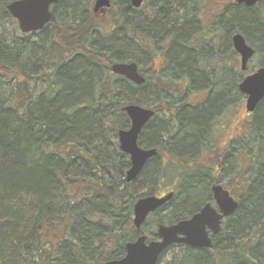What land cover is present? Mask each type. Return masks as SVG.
<instances>
[{"label": "trees", "instance_id": "16d2710c", "mask_svg": "<svg viewBox=\"0 0 264 264\" xmlns=\"http://www.w3.org/2000/svg\"><path fill=\"white\" fill-rule=\"evenodd\" d=\"M10 1L0 0V24L15 21L6 9ZM214 1L143 0L136 8L130 0H110L99 17L94 0H58L51 21L32 33L19 30L21 41L0 32V264L121 258L125 244L143 234L144 224L137 230L132 222L139 198L176 187L159 209L175 206L172 216L155 226L172 224L205 202L217 172L222 180L229 176L225 185L233 184L237 209L223 219L210 248L170 245L156 264H264V97L251 120L243 117L238 152L227 150L216 169L202 137L213 103L205 111L183 109V132L173 133V92L159 84L172 80L170 66L182 49L189 51L183 64L207 77L193 39L203 30L198 14ZM220 1L207 31L224 34L211 43H222L215 48L225 50L224 72L238 81L246 73L237 69L231 36L243 34L264 64V0L253 6ZM203 40L200 49L212 52ZM160 50L167 52V65L157 76L150 70L146 81L152 84H135L110 70L115 62H135L140 72L142 54L150 65ZM161 103L167 115L154 114L138 136L139 146L158 152L126 181L130 161L117 138L129 127L122 108L136 104L157 112ZM173 247L177 252L166 259Z\"/></svg>", "mask_w": 264, "mask_h": 264}, {"label": "water", "instance_id": "95a60500", "mask_svg": "<svg viewBox=\"0 0 264 264\" xmlns=\"http://www.w3.org/2000/svg\"><path fill=\"white\" fill-rule=\"evenodd\" d=\"M58 0H12L6 6L9 14L17 20L21 32L36 31L44 27L51 18V6ZM238 4L253 6L259 0H234ZM143 0H130L133 7H140ZM111 5L110 0H94L93 11L105 12ZM233 49L240 56V69L246 70L248 61L255 54V49L247 43L243 34L237 32L231 36ZM111 72L124 76L135 84L144 80L135 62H115L110 66ZM239 89L246 95L245 110L253 112L264 97V65L247 74L239 83ZM122 110L130 120L127 129L117 133L119 149L129 155L130 166L126 171V181L135 179L149 158L157 154L155 148L145 149L139 146L138 136L142 127L153 117L154 110L136 104H127ZM217 203V211L206 203L199 212L189 218L172 224H159L156 233L158 239L148 240L140 234L133 241L125 244V254L118 259H110L103 264H156L160 255L175 243L191 247L212 246V239L207 229L213 234L221 230L222 220L232 214L238 207V201L221 185L211 187ZM174 196L173 191L163 195H148L139 198L133 205L132 222L137 230L141 228L147 216L156 211Z\"/></svg>", "mask_w": 264, "mask_h": 264}, {"label": "flooded vegetation", "instance_id": "af4514ba", "mask_svg": "<svg viewBox=\"0 0 264 264\" xmlns=\"http://www.w3.org/2000/svg\"><path fill=\"white\" fill-rule=\"evenodd\" d=\"M54 5L55 4H53L50 8L52 12V16H53ZM104 13L105 12L101 13L100 11H97L96 15H101ZM30 32L32 33L34 31H30ZM215 37L219 38L218 40L220 39L222 40L224 38V34H218ZM218 44L222 45V43L220 42H218ZM180 52L182 53L181 55L183 57L178 54L179 51L177 53L174 52L175 53L174 58H173L174 62L170 66L172 80L165 81V82L159 81V84L161 86H167V88H170L169 90L171 91H168V92H173V94L171 95V98L169 99L173 101V105L170 108V111H171L170 113L172 114V117H173L172 120L174 122V129L172 131L173 133H179V134L183 132V129H182V122L184 121V118H183L184 114L182 113L183 109L186 108L185 114L188 111L189 112H195L197 110L205 111L207 110V107L209 105H210L209 108H211L212 103H213V107L214 106L215 107L214 109L211 110V112H208V116L206 118L207 128L204 131V135L202 137L204 138V142L207 144V147L204 149V151H206L208 148L212 149V150H207V151L212 152V158L214 159V162L216 164L215 167L216 169H219L220 161L224 158L225 152L227 150H230L231 148H233L235 151L234 154L236 155V151L239 148L238 145L240 144L243 117L253 115L254 111L247 112L244 108V113H243L241 110L242 101H243L242 95L244 99L246 98V95L240 91L239 86H238L242 79L238 81L236 80L226 81L225 80V72H224L225 71V50L224 48L218 49V53L216 51H212V52L206 51V52H201L199 54H196L197 63L204 62L205 64L208 63L209 66H212V69L210 70L211 72L207 74V77H202L204 78L203 81L191 79L193 75L195 76L200 75V71H198V74L197 73L193 74L189 70L190 64H183V63H187L189 60V58H187L189 51L182 49ZM166 53H167L166 50L165 51L160 50L159 54H161L162 57L159 54L158 55L156 54L153 57L154 59L157 56L161 57L162 61L158 62L157 67H151L152 62H155L153 58L150 61V65L144 64L145 54L144 53L142 54L144 61L139 66V69H140L139 73L142 75L144 80L141 84H145L146 82H148L149 84L153 83L150 80L146 81L147 75L150 72V70L152 73H155L156 76L157 74L160 75L161 71L163 70V66L165 67V65H167ZM234 55H236V58L240 61L239 54L234 51ZM260 65H264V64L260 63ZM160 105H161L160 108H158L157 112L154 111V114H156L158 117L167 115V112L169 111L165 109L164 107L165 104L161 103ZM218 131H221V132L218 133ZM213 134H216L215 139H213L212 137ZM217 175H218V172L213 177V180L209 187V192H208L209 196L205 199V202L198 208V210H196V212H194L193 214L199 212L206 203H209L217 211H219L217 203L213 197V193L211 190V187L213 185H218V184L221 185L224 189L228 190L231 196H233L230 188H227L226 185L223 184V182L221 181L222 179L218 177ZM172 191L174 192V194L176 193L175 190H172ZM233 197L237 200L236 196H233ZM161 207H159L156 211H158ZM156 211H154V213ZM192 215L188 216L187 218L191 217ZM222 222H221V227H222ZM207 231L209 233V236L212 239V236L214 234L209 229H207ZM219 232L220 230L217 233ZM175 244L178 245L179 243H175ZM175 244H171V245H175ZM179 245L185 246L186 244H179Z\"/></svg>", "mask_w": 264, "mask_h": 264}, {"label": "rangeland", "instance_id": "374dc122", "mask_svg": "<svg viewBox=\"0 0 264 264\" xmlns=\"http://www.w3.org/2000/svg\"><path fill=\"white\" fill-rule=\"evenodd\" d=\"M220 4H221V1L220 0H216V1H214V3L209 4V8L208 7L206 9L204 8L203 12L200 13V14H198V18L204 24H202V26H203L202 32L200 31L198 33L199 35L196 38L193 39L194 42L198 46V48H196V49L193 50V51H195V55L196 54H199L201 52H206L208 50V48H205V49L201 50L200 49L201 47H199V44H202L203 41H204L203 38L205 39V41L209 42L210 47L213 46L210 49L211 51H216L217 50L215 47L218 46V42L213 41V43H211L212 42V38H214L218 34H223V33L220 32V31H219L220 33L214 32V31H207V29H208L209 24L211 22H216V15L218 14V9L220 7ZM99 17H100V15H99ZM15 21L8 20V21H4L3 23H1L0 24V32H2V33L4 32V33L10 35L11 37H13L15 39H19V41H21V39H20V37H21L20 35L21 34H20V31H19L17 22H15ZM25 38H27V37H25ZM203 47H205V46H203ZM185 50H187V49H185ZM156 54L158 55L159 52H157ZM159 55L162 57L161 54H159ZM160 56L155 57V59H154L155 62L151 64L152 67H157L158 62H161L162 61ZM234 56L236 57V55H234ZM260 63H261V56L260 55H255L253 58H251L249 60L247 66L249 67L250 70H255V69H257L258 67L261 66ZM197 65L200 68H203V70L206 73V75L211 72L210 70L212 69V67H208V68L204 69V66H205V63L204 62H202V63L199 62V63H197ZM237 69H239V60H238ZM245 72L248 73L247 71H245ZM232 75L233 74H231V71H228V73L226 72L225 73V80L226 81H231ZM244 75L245 74H243V76ZM237 79L238 78L236 77V80ZM242 99H243V101H242L241 110L244 113V102H245V99L243 98V95H242ZM251 119H252V115L245 117V120H247V121H249ZM217 129H218V127H217ZM243 131L244 130H242L241 135H243L242 133L245 132V131L244 132ZM219 132H221V131H218V133ZM215 135L216 134H213L212 135L213 139H215ZM254 152H257V148H255V151ZM242 164H243V162H242ZM235 168H237V170H239L237 164H236V167ZM228 177L226 179L222 180L223 184L229 183L230 180H228ZM233 180H235V179H233ZM176 183H178V182H176ZM229 187H230V189L232 191L233 190V184L231 183L229 185ZM199 188H200V186H199ZM164 189H165L164 186L161 187V188H159L160 191H162ZM172 189L173 190H176V187L175 188H172ZM177 192L178 191L176 190V193ZM179 201H180L179 197H176V203L179 202ZM174 208H175V206L169 204V205H166L163 209L158 210L155 213H152L148 217L146 223H144L143 227L141 228V230L143 231V233L146 234V236H147V235H151L153 232H156L155 222L157 220H159V219H165V220L169 219L172 216L173 211L175 210ZM177 249H178L177 247H173L172 249H170L169 253L166 255V259H170L171 256H172L171 254L173 252H177Z\"/></svg>", "mask_w": 264, "mask_h": 264}, {"label": "bare ground", "instance_id": "6f19581e", "mask_svg": "<svg viewBox=\"0 0 264 264\" xmlns=\"http://www.w3.org/2000/svg\"><path fill=\"white\" fill-rule=\"evenodd\" d=\"M202 75L200 74V75H198V77H199V80L200 81H203L204 79L201 77Z\"/></svg>", "mask_w": 264, "mask_h": 264}]
</instances>
